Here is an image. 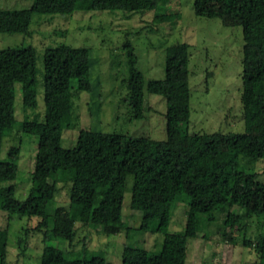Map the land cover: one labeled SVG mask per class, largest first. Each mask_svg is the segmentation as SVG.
Wrapping results in <instances>:
<instances>
[{"label": "trees", "instance_id": "obj_1", "mask_svg": "<svg viewBox=\"0 0 264 264\" xmlns=\"http://www.w3.org/2000/svg\"><path fill=\"white\" fill-rule=\"evenodd\" d=\"M176 0H34L27 10H0V34L31 35L35 16L73 15L80 11H155V25L176 26L179 12H159ZM198 17L219 19L227 27H242L244 36L241 103L245 117L242 134H189L191 118L190 49L177 43L166 49V78L148 84V92L166 99L167 138L154 161L141 156L142 139L128 134L81 130L72 149L62 147L66 129L74 123V91L90 92L91 61L88 48L49 47L44 55L45 115L26 117L19 125L15 112L17 85L24 111L38 107L37 50L32 46L0 51V213L37 218L31 230L45 241L68 243L66 250L45 245L40 264H113L91 254L88 239L77 250V224L111 236L126 231L134 236L123 214L129 178L131 203L148 209V232L163 238L155 253L142 244H125L122 264H187L189 240L223 220L230 231L244 218H256L257 264H264V180L256 164L264 162V0H195ZM123 45L128 77L125 101L134 119L145 117V82L134 44ZM19 126V134L38 138L32 186L28 197H16L21 147L12 146L2 158L4 139ZM68 188L69 200L57 204ZM188 198V200H186ZM185 202L183 232L171 233L178 203ZM245 211L241 215L236 211ZM30 230L26 231L28 233ZM230 240L233 238L228 236ZM81 240L78 242L80 243ZM8 244L0 242V264H8Z\"/></svg>", "mask_w": 264, "mask_h": 264}, {"label": "rangeland", "instance_id": "obj_2", "mask_svg": "<svg viewBox=\"0 0 264 264\" xmlns=\"http://www.w3.org/2000/svg\"><path fill=\"white\" fill-rule=\"evenodd\" d=\"M34 0H0V10H27ZM195 0H176L158 10L179 12L176 26L155 25V11H80L73 15L35 16L31 35L0 34V51L8 48L32 46L37 50L38 107L24 111L21 86L17 85L15 112L18 125L26 118L37 116L44 120V55L49 47L67 45L88 48L91 61L90 92L74 91V123L63 133L61 145L72 149L81 130L109 134H128L142 139L141 156L154 161L159 144L166 140V99L148 92V84L166 78V49L177 43H187L190 49L191 118L186 126L189 134H223L245 132V117L241 103L243 87L242 27H227L219 19L198 17L193 9ZM128 39L134 44L139 58L138 67L145 82V117L134 119L127 102V89L123 81L128 77L127 57L123 45ZM19 126L4 139L2 158H8L12 146L21 147L16 197L25 200L32 186L38 138L19 134ZM264 180V162L256 164ZM133 178H129L125 193L123 214L126 224L135 229L131 239L126 231L106 236L91 228L77 224V250L84 243L91 254L102 255L113 264H122L124 245L142 244L155 253L160 234L148 232V209L131 203ZM68 188L57 196V204L68 203ZM188 200V198H186ZM185 202L178 203L170 232H183L186 225ZM236 211L244 215L245 211ZM37 218L0 213V242L8 244V264H40L45 245L66 250L68 243L54 238L45 241L43 234L31 231ZM30 230L28 237L26 231ZM196 239L189 240L187 264H257L259 256L243 240L255 241L260 231L256 218L242 219L234 230L224 226L223 220L205 229ZM233 239L230 240L229 237ZM79 240L80 243L78 242Z\"/></svg>", "mask_w": 264, "mask_h": 264}]
</instances>
